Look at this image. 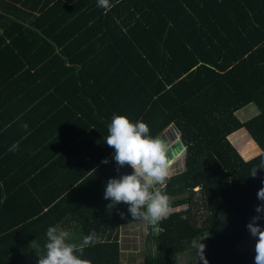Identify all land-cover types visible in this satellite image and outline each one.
<instances>
[{"label":"trees","instance_id":"1","mask_svg":"<svg viewBox=\"0 0 264 264\" xmlns=\"http://www.w3.org/2000/svg\"><path fill=\"white\" fill-rule=\"evenodd\" d=\"M110 3L0 0V264L38 263L50 226L70 243L96 231L101 242L81 257L91 264H124L129 226L148 241L142 264H180L183 253L186 264H254L243 246L264 203V169L250 176L264 160V0ZM251 104L259 112L242 122ZM113 114L152 136L173 128L184 148L161 190L173 213L158 236L103 198L108 179L132 171H116L104 142ZM241 131L256 156L240 152Z\"/></svg>","mask_w":264,"mask_h":264},{"label":"clouds","instance_id":"2","mask_svg":"<svg viewBox=\"0 0 264 264\" xmlns=\"http://www.w3.org/2000/svg\"><path fill=\"white\" fill-rule=\"evenodd\" d=\"M97 6L107 11L113 5L110 0H97ZM21 127L27 130L28 125L22 124ZM107 131L108 135L104 138V142L114 149L116 171L119 172V169L125 166L132 170L129 174L108 179L103 196L105 200L111 201L107 207L112 209L123 203L128 205L127 212L133 220L152 224L166 220L173 213V206L170 197L161 192L158 185L160 184L161 190L166 186V178L169 176L172 162L183 153V146L169 157L168 144L164 139L152 136L145 122H133L125 115L113 114ZM18 149L19 145L16 143L9 148V151ZM108 162L107 159L102 161L105 164ZM261 169H264V160L252 168L250 176L256 177ZM257 199L264 202V187L258 190ZM184 207L186 211L187 206ZM255 212L257 214L251 218L246 228L255 239L254 264H264V226L260 223L264 220V203L258 204ZM120 215L124 218L125 214L122 212ZM181 219L187 217L181 216ZM69 238V231L57 226L48 227L43 249H36L38 264H91L89 260L81 257L86 247L101 242L96 231L93 230L85 235L80 244L68 242ZM203 250L204 245L200 243L201 258Z\"/></svg>","mask_w":264,"mask_h":264},{"label":"rangeland","instance_id":"3","mask_svg":"<svg viewBox=\"0 0 264 264\" xmlns=\"http://www.w3.org/2000/svg\"><path fill=\"white\" fill-rule=\"evenodd\" d=\"M258 108L251 104L244 109L240 110L238 113V117L241 119L242 122L248 121L249 119L253 118L258 114ZM242 133H237L236 135L233 136L234 141L238 145L240 152L243 154H247L246 152H249L251 150H255V152H251L253 156H256L258 154V149L257 146L254 145V143L249 140L247 134H245L243 131ZM256 147V148H255ZM183 153H181L182 155ZM180 155V156H181ZM178 156L175 158V160L172 162V168L174 170H179L181 167V158ZM250 157V158H252ZM146 224L144 225V231L147 232L146 229ZM130 230L128 232L123 233L124 236L122 237L123 240V253H122V259L124 261V264H142L145 258V249L148 245V241L144 238V236L141 234V230H135V226H129ZM133 228V229H132ZM252 237L247 238V243L243 246L244 249H254L255 242ZM148 239V237H147ZM80 237L76 234L73 233V237L71 238L72 243H79L80 244ZM150 247L154 249L153 242H149ZM32 247V246H31ZM30 247V248H31ZM32 250V249H30ZM185 256L186 253H183V255H180L179 258V263L180 264H186L187 262L185 261ZM36 257V256H35ZM33 260V256H32ZM34 263L38 264L35 260H33Z\"/></svg>","mask_w":264,"mask_h":264},{"label":"water","instance_id":"4","mask_svg":"<svg viewBox=\"0 0 264 264\" xmlns=\"http://www.w3.org/2000/svg\"><path fill=\"white\" fill-rule=\"evenodd\" d=\"M169 136L171 140H168V155L169 157L172 156L178 149L182 148L181 142L178 140L177 135L175 134V131L173 128H170L166 134H164L162 139ZM176 140V142H174ZM172 142V143H171ZM159 190L161 191L160 184L158 185ZM147 231L149 236H158L162 233V229L160 228L159 222L156 224H152L150 222H147Z\"/></svg>","mask_w":264,"mask_h":264},{"label":"crops","instance_id":"5","mask_svg":"<svg viewBox=\"0 0 264 264\" xmlns=\"http://www.w3.org/2000/svg\"><path fill=\"white\" fill-rule=\"evenodd\" d=\"M174 153V152H173Z\"/></svg>","mask_w":264,"mask_h":264}]
</instances>
